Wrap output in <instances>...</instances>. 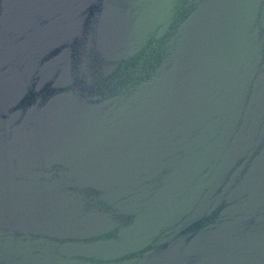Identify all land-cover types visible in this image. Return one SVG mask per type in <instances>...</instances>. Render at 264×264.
<instances>
[{
    "label": "water",
    "instance_id": "obj_1",
    "mask_svg": "<svg viewBox=\"0 0 264 264\" xmlns=\"http://www.w3.org/2000/svg\"><path fill=\"white\" fill-rule=\"evenodd\" d=\"M0 264H264V0H0Z\"/></svg>",
    "mask_w": 264,
    "mask_h": 264
}]
</instances>
